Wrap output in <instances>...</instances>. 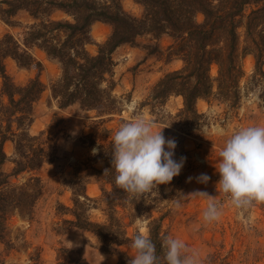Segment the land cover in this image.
Here are the masks:
<instances>
[{
    "label": "trees",
    "instance_id": "1",
    "mask_svg": "<svg viewBox=\"0 0 264 264\" xmlns=\"http://www.w3.org/2000/svg\"><path fill=\"white\" fill-rule=\"evenodd\" d=\"M131 1L140 7L139 14L127 10L123 0H0V19L22 28L19 37L5 33L0 38V243L10 244V216L33 214L43 188L37 171L51 155L44 133L32 135L29 131L34 104L46 84L39 74L23 84L15 83L6 69L7 58L14 59L20 67L34 66L40 72L43 64L35 57L34 49L43 51L60 65L59 76L49 85L58 107L65 109L78 103L83 109L101 108L100 112L106 114L119 110L120 101L113 94L117 84L115 50L133 44L141 36H151L158 50V41L167 36L172 40L166 47L168 53L180 58L183 65L166 72L152 86L148 100L162 104L172 95L182 96L183 107L178 115L188 124L201 116L197 100L212 94L213 64L218 66L217 94L232 106L241 97L244 71L238 63L240 49L253 55L256 73L264 74V0ZM20 13H26L31 21L22 25L17 18ZM96 22L110 28L101 42H95L91 33ZM92 43L97 45L95 53L87 48ZM9 140L15 143V158L12 171L7 173L3 169L7 160L4 145ZM111 151L112 140L100 145L94 156L102 166L91 167L100 196L90 197L86 192L88 181L76 180L69 209L72 218L65 222L92 232L102 251L118 255L115 264H127L129 258L119 247L130 237L118 208L128 209L132 219L148 220L147 232L156 245L157 256L162 258V225L167 212L154 215V204L145 207L142 200L129 199L116 187L114 170L105 172L111 168ZM25 171L31 175L24 182H12ZM99 206L106 216L103 222L89 215L92 208Z\"/></svg>",
    "mask_w": 264,
    "mask_h": 264
},
{
    "label": "rangeland",
    "instance_id": "2",
    "mask_svg": "<svg viewBox=\"0 0 264 264\" xmlns=\"http://www.w3.org/2000/svg\"><path fill=\"white\" fill-rule=\"evenodd\" d=\"M123 5L131 12L140 13V7L131 0H123ZM17 18L22 25L31 21L26 13H20ZM21 31V26H10L0 19V38L5 33L19 37ZM109 32V26L104 23L97 22L92 26L95 42L103 41ZM171 42L169 37H162L157 50L151 36H141L133 44H124L115 50L114 76L117 84L113 94L120 101L119 110L106 114L100 112L101 108L86 110L78 103L60 109L49 89L51 80L60 74V65L41 50L34 49L35 57L43 64L40 72L34 66L24 68L18 66L14 59H6L7 72L15 83L23 84L39 74L46 84V90L34 104V120L29 131L32 135L44 133L51 155L37 171L43 188L33 214L29 217L15 213L7 220L10 244L0 243V264L117 262L118 255L102 251L98 238L92 232L70 226L65 220L72 218L69 209L73 204L72 186L76 180L88 181L86 192L90 197L100 196V186L93 180L91 167L100 168L102 162L92 154V150L96 148L98 153L100 145L113 140L120 123L129 118L130 112L126 108L133 102L146 118L156 122L154 130L171 124L163 130V135L177 142L175 160L186 157L181 173L170 184L160 185L159 191L154 190L149 203L143 197L140 199L145 207L149 204L156 206L154 215L167 212L162 225L164 237L170 235L181 239L189 248L196 250L200 264H264V204L241 214L222 193H218L219 174L214 167L219 149L235 130L264 125V74L256 73L253 55L240 49L238 63L244 71L240 81L241 97L232 106L217 94L218 66L213 64L210 71L214 79L212 94L197 100L196 108L201 114L197 122L185 123L178 115L183 107L182 96L172 95L162 104L148 100L152 86L166 72L180 69L183 65L180 58L168 53L166 47ZM87 48L92 53L97 51L95 43ZM262 69L264 73V65ZM1 83L0 76V90ZM4 150L7 160L3 169L10 173L14 167L15 143L6 141ZM201 173L210 177L207 184L197 183L195 179L188 182L189 177L194 178ZM30 175L25 171L12 178V182L22 183ZM196 190L216 196L223 209L218 222L206 224L203 221L206 199L187 196ZM176 201L182 205L179 209L175 207ZM101 208L90 210L93 220L105 221ZM128 213V209L118 208V215L123 217L131 239L139 228L147 231L148 220L142 217L132 219ZM119 249L130 258L128 241Z\"/></svg>",
    "mask_w": 264,
    "mask_h": 264
},
{
    "label": "clouds",
    "instance_id": "3",
    "mask_svg": "<svg viewBox=\"0 0 264 264\" xmlns=\"http://www.w3.org/2000/svg\"><path fill=\"white\" fill-rule=\"evenodd\" d=\"M129 118L123 120L114 132L111 151V168L114 170L116 187L129 199L139 201L142 197L149 203L153 191L160 185H168L177 177L186 157L174 159L177 142L166 138L154 120L146 118L135 102L126 108ZM94 148L92 154H97ZM219 174L216 188L241 214L256 205L264 204V125L240 127L224 141L214 165ZM104 172V173H105ZM197 183L207 184L210 177L201 173L189 177ZM187 196L202 197L207 204L202 213L206 224L218 222L222 205L216 196L196 190ZM179 201L175 207H181ZM139 222V220H138ZM131 250L127 264H200L199 253L189 248L181 239L170 235L163 237V257L157 256L156 245L144 228H139L128 241Z\"/></svg>",
    "mask_w": 264,
    "mask_h": 264
},
{
    "label": "crops",
    "instance_id": "4",
    "mask_svg": "<svg viewBox=\"0 0 264 264\" xmlns=\"http://www.w3.org/2000/svg\"><path fill=\"white\" fill-rule=\"evenodd\" d=\"M96 23H97V22H96ZM98 23H99V22H98ZM100 23H101V22H100ZM121 46H123V45H121ZM121 46H119L118 48H120ZM118 48H117V49H118ZM117 49H116V50H117ZM42 52H43V51H42ZM43 53H44V52H43ZM44 54H45V53H44ZM45 55H46V54H45Z\"/></svg>",
    "mask_w": 264,
    "mask_h": 264
}]
</instances>
